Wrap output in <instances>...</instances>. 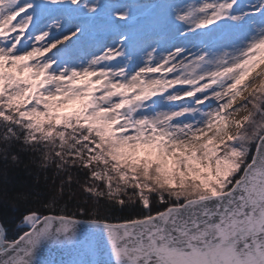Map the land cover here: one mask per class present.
I'll return each instance as SVG.
<instances>
[{
	"label": "snow or ice",
	"instance_id": "snow-or-ice-1",
	"mask_svg": "<svg viewBox=\"0 0 264 264\" xmlns=\"http://www.w3.org/2000/svg\"><path fill=\"white\" fill-rule=\"evenodd\" d=\"M262 64L264 0H0V264H264Z\"/></svg>",
	"mask_w": 264,
	"mask_h": 264
},
{
	"label": "trees",
	"instance_id": "trees-1",
	"mask_svg": "<svg viewBox=\"0 0 264 264\" xmlns=\"http://www.w3.org/2000/svg\"><path fill=\"white\" fill-rule=\"evenodd\" d=\"M27 173H25V177H27ZM45 175H47L48 180H47V187L48 189H54L55 186L59 183V180L56 179V172H55V168L53 166V169L44 174H41V179H40V183L41 185L44 184V177ZM55 180V184L53 183V181ZM67 197H65L64 199L61 200V207H63L65 205V203L67 202ZM38 205H29V206H20L18 208H16L15 210H13L11 207L5 209L3 207V203H2V197H0V222H5L6 225L8 227H10L13 231L17 230V226L20 225V219L21 216L24 214V212L26 211L27 207H37ZM69 207H71V204H69ZM117 208H119V206H117ZM129 215L128 211H119L117 210L114 213V216L116 218H121V217H125Z\"/></svg>",
	"mask_w": 264,
	"mask_h": 264
},
{
	"label": "bare ground",
	"instance_id": "bare-ground-1",
	"mask_svg": "<svg viewBox=\"0 0 264 264\" xmlns=\"http://www.w3.org/2000/svg\"><path fill=\"white\" fill-rule=\"evenodd\" d=\"M244 94V93H243ZM245 98H248V96H244V97H238L237 98V100L235 101V103H234V105H233V108H236V107H239L241 104H243L244 103V101H245ZM242 113H243V110L242 111H240V112H238V113H236L233 117H232V119H234V120H239V119H241V117H242Z\"/></svg>",
	"mask_w": 264,
	"mask_h": 264
},
{
	"label": "water",
	"instance_id": "water-1",
	"mask_svg": "<svg viewBox=\"0 0 264 264\" xmlns=\"http://www.w3.org/2000/svg\"><path fill=\"white\" fill-rule=\"evenodd\" d=\"M62 256V253L59 251L52 249L51 251H45L44 257L45 259H54V260H59Z\"/></svg>",
	"mask_w": 264,
	"mask_h": 264
},
{
	"label": "rangeland",
	"instance_id": "rangeland-1",
	"mask_svg": "<svg viewBox=\"0 0 264 264\" xmlns=\"http://www.w3.org/2000/svg\"><path fill=\"white\" fill-rule=\"evenodd\" d=\"M244 2L247 4V3L250 2V0H244ZM251 2H254V0H251ZM261 68H264V64L261 65ZM258 70H259V69H258ZM252 75L254 76V75H255V72H253ZM250 90H251V89H249L248 91H245L244 94H243L242 96H240V98H241V97H244L245 95L248 96V92H249ZM71 107H72V106L70 105V106H68V108L65 109V110H69V111H70V110H71ZM250 108H251V105H249V109H250ZM245 115H247V110H243L242 117H244ZM242 117H241V118H242ZM239 120H240V119H239Z\"/></svg>",
	"mask_w": 264,
	"mask_h": 264
}]
</instances>
